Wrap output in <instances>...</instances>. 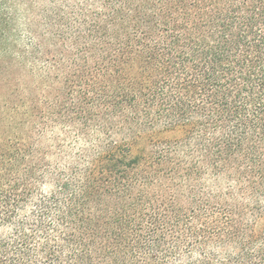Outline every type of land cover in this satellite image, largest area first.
<instances>
[{
  "label": "trees",
  "instance_id": "1",
  "mask_svg": "<svg viewBox=\"0 0 264 264\" xmlns=\"http://www.w3.org/2000/svg\"><path fill=\"white\" fill-rule=\"evenodd\" d=\"M12 68L0 264H264V0H0Z\"/></svg>",
  "mask_w": 264,
  "mask_h": 264
},
{
  "label": "rangeland",
  "instance_id": "2",
  "mask_svg": "<svg viewBox=\"0 0 264 264\" xmlns=\"http://www.w3.org/2000/svg\"><path fill=\"white\" fill-rule=\"evenodd\" d=\"M26 73L22 71H17L15 68L10 69V76L13 78L11 79V82L13 84L14 89L12 88V98L11 105L9 107L5 106V102L0 99V115L2 116H10L13 115V110L15 115L18 117L22 114H24L27 111V108H30L34 104V100L39 99L37 104H39L40 108L46 107L48 104L52 103L54 100H57V98H54L55 93L51 92V89L45 88L42 86L41 79L37 76L36 78L30 79L28 76L26 77ZM0 95H2V91L0 90ZM10 101V102H11ZM25 104V105H23ZM32 105V106H31ZM47 123V122H43ZM53 122H49L47 126L49 127L50 124ZM6 125V122L5 124ZM8 127V126H7ZM28 129V128H27ZM17 130V126H15V129H13L11 132L14 133ZM26 131V133L32 134L30 129L28 131L26 130V127L23 129ZM66 132L72 133V129L67 128ZM158 135V134H157ZM163 137L171 138L173 135L168 133H160ZM156 137V132H155ZM57 139V140H56ZM81 139V136L77 133V137L75 138V135L71 138V140L67 141V138L64 134L63 128H57L56 134H50L45 137L44 134V140L43 144L47 147H51V145H55V141H58V143L66 149L68 146L71 147L74 142H78V140ZM156 139V138H155ZM71 143V144H70Z\"/></svg>",
  "mask_w": 264,
  "mask_h": 264
}]
</instances>
